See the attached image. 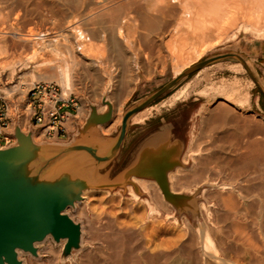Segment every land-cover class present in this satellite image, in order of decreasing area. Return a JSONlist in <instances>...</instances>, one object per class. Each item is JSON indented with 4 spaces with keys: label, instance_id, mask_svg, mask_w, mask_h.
Segmentation results:
<instances>
[{
    "label": "rangeland",
    "instance_id": "1",
    "mask_svg": "<svg viewBox=\"0 0 264 264\" xmlns=\"http://www.w3.org/2000/svg\"><path fill=\"white\" fill-rule=\"evenodd\" d=\"M112 1H118L117 3H119V1L121 2L124 0ZM112 1L8 0L5 4V11H0V21L5 19L4 12H7L9 10L12 11V15L9 20L10 29L4 35L5 39L11 40L15 37L14 35L18 36L23 34H31L32 44L36 46L34 47V49L30 47L25 50L19 51V53H21L20 58L23 59V63H18L15 61L16 63H13L10 67L3 68L0 66V98L5 102L7 106L8 116L7 126L5 127L4 131L11 138L9 143L4 146L5 148L0 151V154L15 153L16 155H20L27 148L32 149L33 153L35 154V156H26L25 158V164L33 166L30 172H20V163H17L18 166L16 168L15 182L13 184H9V186L12 185V187L15 188L13 190V188H11L10 186L9 188H11V190L8 191L9 193L11 192L12 199L0 200V203L5 205L7 208H11L17 211V214L19 215L21 221H27L28 224L32 225L34 228L39 227L45 233H47L51 228L50 221L48 220L50 216L52 218L54 217L55 219H62L65 224L67 223L69 226L68 229H64L62 236L58 235L59 237H61L60 240H53L50 237L46 242H42L37 245L36 249L38 250L40 255L39 257L41 258L40 262L36 258L32 257L28 252H26L28 251V249H31V251H33V248H30V243H21L18 247L20 248L19 251L22 253L18 251V258L20 259L19 261L24 264H49L53 261L59 263L57 257H61L62 255H64V249L66 248L65 238L68 237L70 238L71 243L75 244L74 247L79 249V251H73L72 253L73 261L75 258L73 264H81L82 260L84 261L82 252L85 251L89 252L90 254H96L98 253V247L102 248L103 245L101 246L100 244L102 240L106 239L107 236H105V234L107 235V233H109L108 231H110L108 229H117L118 226V229L122 230L126 228L124 227L126 225L131 227V225H133L132 223L135 224L136 220L139 218L149 217L150 219L152 216L153 218L155 217L158 219L160 218V220H165L166 217L168 218V215H171L170 211L167 212L165 208H162L160 206L162 204L160 203V201L163 202V200H173L171 196V189H168L169 195L164 198L163 195L159 194L158 188L156 187V180L151 174H130L127 178L124 179V181L109 185V192H85L80 193L77 198H69V200H66V192H68V190H54L52 188H49L47 185L48 180H46V178H43L42 175L43 170L52 160H41L39 151L42 148L41 145L45 141L50 142V140H45V133L40 128L36 127L35 129H33V122L30 120L28 111L26 110L28 106V92L31 87L38 82L56 84L60 86L63 91L66 90L63 86H61L60 83L56 81V77L58 76L54 75L59 74L58 72H60L61 69L58 68L62 67L63 64H65L64 62H68V64L72 63L71 56L74 54L73 56L76 57L77 55L76 59L78 61H81L83 65H74V67L73 64H71L70 67L73 70L71 71L73 72L71 73L73 86H71L70 90L68 89L64 92L66 93V95L72 94L81 101L83 107L79 110V112H81L76 119L79 120V118L83 116L85 111H88L91 108L110 111L109 107L107 106V101L110 99L111 94L96 91V89L98 88V79L97 75H95V71L98 69V67L95 65V60H97V58L95 57L98 56V48L103 46L102 41L99 42L92 40V43L93 45H95L94 47L96 48V50L94 49L93 52L94 59H91L85 54L80 53L82 52L78 49L80 48L78 47L80 45H78V43L73 40V33L76 29L79 28L82 31V28L93 27L91 26V23L93 22L95 16L92 15H95V13H99L100 11L103 12V8L105 9V12H108L109 9H112L115 4H117L116 2L113 3ZM222 1L223 3L226 1L225 4L228 3V7H226L227 5L223 4L222 8H224L225 5V8L227 10L229 9V11L231 12L234 11V17L240 19L239 21L238 19L235 20L234 18V22L237 21V26L236 24H233L235 25L234 27L233 25L230 26L231 28L227 27V33L223 32L224 36H222L219 40L215 39L216 32H214V30V35L212 30H210L212 33L211 35L208 30V37H206V33V35L203 36L204 38H199L203 41H201V43L198 39V35L199 37H202V35L195 34L194 36L195 38H197H191L190 36H192V34L189 29L188 34V30L187 28H185L186 26H174L177 25L176 23H180V21L184 19L182 13L180 12L181 14L179 16H182L183 18L180 21H175L172 29L170 28L169 31L165 33L162 46H164V43H166V40H168V38L174 35L173 32H176L175 34L178 35L179 33H182V35L180 34L179 36L180 39L177 38V41L180 40L177 43L186 41V43L188 42V46H190V44L192 46L197 44L196 51L191 52L187 49L185 51H181V57L176 63L175 68L173 66L174 64H172V58H170V56H168L166 52L163 53L167 57L160 60L161 78L165 77V82H161V86L167 84L168 81H171L173 76H175L176 79L175 82L170 85L168 91L161 94V99H163L161 104H159L153 110H147L141 116L135 117V106L138 105V103L134 102L138 99L131 98V100L127 103L122 111L119 110L114 114V121L116 122L118 133L120 126L122 125V121L126 115H128L127 121L129 118V121H137L144 118L145 116L154 114L155 112L163 114L164 112H167L166 110L172 111L173 109H175L177 104L188 103L193 99H196L192 104V108L185 114L186 118L184 120L183 127L187 135L184 139L183 147L179 150L177 149L171 165L164 168L166 182L169 185V188L175 184V179L171 180L167 178L168 173H173L176 171V169H183L184 172L180 170V173L177 174L178 177H181L185 174V172H192L194 168L199 169L201 167L199 165V162L203 160V158L205 159L211 153H219L222 150L221 147H218L217 144H215L219 139L218 137H222L224 136V134L227 135L228 133H241L245 131L247 127H264V106H262L261 104V100L264 99V82L260 81V70L254 66L264 63V20H262V18H264L262 16L264 15H262L261 13V16L259 13L262 10V7H264L260 6L264 4L260 3V6L257 4L260 8L257 5L253 6L254 8H256L257 6L256 14L258 13V15L262 17L260 18L259 16L254 14V10L250 11L252 10V6L250 4L253 5V0L250 4L246 2L248 0H243L244 2H242V4L240 3L241 0H239L240 2L238 0V2H235V0H221V4ZM255 1L259 2V0ZM100 3H102L103 5L102 7L99 6L98 8V5H100ZM236 3H239L243 7ZM247 4L251 7H249L250 10L248 9L249 11L246 9L248 7ZM104 6H106V8ZM107 6L109 8H107ZM92 7H97V9L92 10ZM225 8L224 10H226ZM121 13L125 14L126 11ZM247 14L250 16H252L253 14L257 16L252 17L256 19L258 23H254V21H252L254 19L252 18H250L251 21L248 20L246 17ZM15 15L17 16L16 19L14 18ZM86 16L87 18H91L92 16V20H87ZM86 20L87 22H89L88 25L90 26L86 24ZM89 20H91V22ZM83 23H85L86 26L83 27ZM88 29H83V32L86 34V31H88ZM64 31H66V34H63ZM186 33L187 35H185ZM183 35H185L186 37H184ZM211 36L213 38H211ZM41 38H43L44 40ZM64 43H67L68 45ZM72 45L75 46L73 47L75 50H72ZM105 49L107 52H109L107 50L108 46ZM107 52L105 53V56L107 55L106 60H103V62L105 61L104 63L106 64L101 62L102 64L100 66V77H102V81L105 77V66L107 67V69H109V65L107 64H109L108 60L111 56H109L110 53ZM228 54H234L236 58L226 57L224 59L215 60V57L217 56ZM201 55H204V57L195 64L198 69L190 74H185L184 72L186 70L183 71L182 68L185 67L189 61L195 60ZM40 56H42L41 59L39 58ZM47 57L48 60H53L49 61L52 62V64L57 65L55 66L57 68L51 67L50 65H47V67L46 65L39 66V64H37L39 60H42V58H45L47 60ZM66 57H68L69 59H67ZM186 57H189V59H185ZM252 60H254V63L252 62ZM242 62H245V66L244 64H242ZM91 63L94 65H91ZM60 64L61 66H59ZM85 66L87 67V70L85 69ZM102 66L104 67V70ZM246 67L250 68V72L254 74L253 76L255 80L248 76ZM56 70L57 74L55 72ZM100 81V84L104 83ZM150 95L151 94H144L142 96V99H145ZM124 100L125 99L121 100L120 103ZM195 107L198 108L192 114L191 111H193ZM215 108L217 110H222L214 111ZM224 109L227 110L225 111L226 113L223 111ZM213 113L216 114V117L218 119H216ZM218 113L223 114L220 115ZM207 117L208 119L215 118V120L210 119L211 123H209ZM224 119L226 120V122ZM218 120H220V122H218ZM215 122L218 123L216 124ZM213 125H215V127L218 126L219 128H215L213 127ZM237 126L240 127V129ZM117 133H114V136H116ZM260 135V133H257L255 137H258ZM163 144L167 149L171 148L169 143H161V145ZM159 146L150 151V155L148 156L150 158V162H152V165L155 164L156 154L162 148ZM214 166L215 165L212 164L206 167V171L202 175L200 181L196 180L190 182L187 185H182V189H187V191H182L190 193L198 186V188H201V190L205 188L206 196L208 197L204 198L202 196L200 197V201H203L206 204L208 203V201H212V204H215L216 199L213 197H209L210 193L222 192V194H225L228 190H222L220 186L232 182L224 180L222 175L214 174V171L212 170ZM142 180L147 182L146 185H144L145 182H143ZM250 191L251 194L245 199H242L254 201L257 206H261V210L259 208L254 210L255 212H253V216L256 215H254V213H261L260 215H264V209H262L264 208V176H257V174L253 175V179L250 184ZM160 196H162V198ZM223 197L225 198V196ZM137 201L139 202V205ZM148 201L152 204L151 207L147 206L146 203H148ZM150 209L154 212H150ZM131 210H134V213ZM174 217H177V215L175 214ZM106 219L107 221H105ZM106 222L108 226L105 224ZM181 223L182 221H179L180 225ZM196 223L197 222H193L194 227L197 226ZM81 225L83 226V228ZM89 226L91 227V229H94L95 232L94 230L92 231ZM107 227L110 228L107 229ZM136 227L138 229L139 225H136ZM136 227L134 225V228ZM147 227H149V225ZM150 227L148 228V230H152L153 227L151 225ZM88 229L90 234L88 232ZM93 237L94 239L90 241V239ZM82 239L84 240L82 241ZM103 248L105 250V244ZM7 260L10 264L16 263L15 257L13 255V250L12 257L8 258ZM79 261H81V263Z\"/></svg>",
    "mask_w": 264,
    "mask_h": 264
},
{
    "label": "bare ground",
    "instance_id": "2",
    "mask_svg": "<svg viewBox=\"0 0 264 264\" xmlns=\"http://www.w3.org/2000/svg\"><path fill=\"white\" fill-rule=\"evenodd\" d=\"M7 1L8 0H0V11L2 12L5 11L6 9L5 4L7 3ZM109 1H112V0H109ZM238 1L235 0V2H238ZM251 1L252 0H250L249 2L248 0L246 2L250 4ZM254 1L255 0H253V5L250 4L252 6V10H250L251 7L248 4H247L248 7L246 9L247 10L249 9L250 11L254 10L255 11L254 14H256L257 6L264 4V1L259 0V2L257 1L258 3ZM114 2L117 3L118 1H114ZM242 2L244 1L241 0L240 3L242 4ZM91 3H94V2H91ZM225 3L226 1L224 3L222 1V4H221V0H124L121 2L119 1V3L115 4L114 7L112 5L113 8L109 9L108 12H105L104 8H103V12L100 11L101 13L94 12L95 15H92V16H95V18L93 19V22L91 23L92 24L91 26L93 27H90L91 29L89 27H88L89 29L87 27L82 28V31L80 30V28L76 29L75 32L73 33L74 35L73 40H75L78 43V45H80L78 46L80 47L78 49L82 51L80 53L85 54L87 57L91 59L94 57V54H93L94 49L96 50V48L94 47L95 45H93L92 43V40L99 41V42L102 41L103 46L100 45L101 47L98 48V56L95 57L97 58V60H95V65L98 67V69L95 67L97 70L96 71L94 70V71H95V75H97L98 82L102 78L100 77L101 76L100 66L102 64L101 62H103V60H106L107 55L105 56V53L107 51L105 48L107 46H108L107 50L109 51L107 53H110L109 56H113L115 59H120L126 56L125 55L127 53L126 48L127 50L128 48L130 50V47H132L130 46L131 43L133 44L134 42L137 44L140 43L142 45L144 44V46L150 43L151 47L150 48L148 47L149 49L147 47L146 49L137 47L138 49L136 51V54L144 58L156 57V58H160L159 60H161L162 58L167 57L163 54L164 52H166V54L170 56V58H172L173 60L172 64H174L173 66L175 68L176 63L181 57L180 52L183 50L185 51L186 49L190 50L191 52L193 51L195 52L197 48L196 47L197 44L193 46L190 44V46H188L187 45L188 42L186 43V41L185 42L183 41L185 44L183 42L177 43L178 41H180V40L177 41V38H179L180 34L182 35V33H179L178 35V34H175L176 32L175 33L173 32L174 35L172 34L173 36L168 38V40H166V43H164V46H162L165 33L169 31L170 28L172 29L173 24H175V21L177 20L180 21L184 17V19H182L180 23H176L177 25H174V26L176 27L181 26V25H184V27L186 26L185 28H187V30L189 29L192 34V36H190L191 38H195L194 36L195 34L196 35L200 34L202 35V37L201 36L199 37L198 35V39L199 38L202 39L204 38L203 36L206 35L208 30H209L210 35L212 34L210 30H212V32L214 30V32H216L215 39L219 40L221 39L222 36H224L223 32L227 33L226 32L227 27H230L233 24H236L237 26V23H236L237 21L234 22V18L235 20L238 19L240 21L239 18L234 17L233 15L234 11L231 12L229 11V9L227 10L225 8V5H227L226 7H228V3L227 4ZM223 4H225L224 8L226 10L222 8ZM236 4H239V3H236ZM102 5L103 4L100 3V5H98V8L99 6L102 7ZM255 5H257L256 8L253 7ZM262 6L264 5H261L260 7ZM104 7L106 8V6ZM92 8H93L92 10L97 9V7H92ZM107 8L109 7L107 6ZM262 10H264V7H262ZM125 11L126 13L125 14L123 13L124 14L123 15L121 12H125ZM261 11L259 12L260 15L261 13L262 15H264V11L262 12ZM180 12L182 13L183 17L179 16L181 14ZM240 12H241V9H240ZM254 14L252 16H255ZM11 15H12L11 10L4 12L5 19L0 21V66L3 68L10 67L13 63H16V62L23 63V59L20 58L21 53H19V51L25 50L30 47L34 49V47H36L34 46V44H32L31 34H23V35H18V36L14 35L15 37L13 36L14 38H12L11 40H7L4 38V35L10 29L9 20H10ZM235 15H236V11H235ZM256 15L260 17L258 13ZM252 16L247 14L246 17L248 20L251 21L250 18L254 19ZM178 17L179 18L181 17V18L179 19ZM14 18L16 19L17 16L15 15ZM91 18L89 17L87 18V20ZM87 20H86V24L88 25L89 22H87ZM91 20L89 21L91 22ZM262 20H264V18H262ZM252 21H254V23L257 22L256 19ZM86 24L83 23L82 26L84 27L86 26ZM234 26L235 25H233V27ZM83 29H86V30L88 29V31H86V34L83 32ZM189 30H188V34H189ZM65 32L66 31H64L63 34ZM214 32H213V35H214ZM209 33H207L206 37H208ZM185 35H187V33ZM185 35L183 36L186 37ZM211 38L213 37L211 36ZM155 39L159 42V44L157 43L158 46L156 49L154 48L156 46ZM201 41L202 40H200V42ZM151 43L154 45H152ZM64 44H67V43H64ZM73 47L75 46L74 45L71 46L72 50L74 49ZM34 55H35V52H34ZM73 55L71 56L72 60L70 59L72 61L71 64H73V66L82 64L81 61H78L76 59L77 55L76 57ZM41 57L42 56H40L39 58L41 59ZM66 58L69 59L68 57ZM49 60H52V59H49ZM49 60H48V57H47V60L45 58L44 59L42 58V60H39V62L37 61L38 62L37 64H39V66L40 65L41 66L50 65L51 67L57 68L55 67L57 65L52 64V62H50ZM109 60H108V63H109ZM64 63L65 64H63L62 67H59L61 66V64L58 66L59 67L58 69H61V71L59 70L60 71L58 72L59 74L54 75V76H58L56 77V81L60 83L61 86H63L66 89L64 91H67L68 89L70 90L71 86H73L72 76H71V73H73L71 71L73 70L70 67L71 66L70 63H69L70 65L68 64V62L67 63L64 62ZM92 63H93V60H92ZM92 63L91 65H94ZM110 64H107V65H110ZM114 64H115V61H114ZM86 68L87 67L85 66V69ZM103 70H104V67H103ZM106 70L108 69L105 66V71ZM55 72L57 74V70ZM92 74H93V71H92ZM123 77L125 76L123 75ZM121 78H122V75H121ZM124 87L125 86H123L122 91H125ZM121 89H122V86H121ZM115 97L117 101L123 98L121 97V94H116ZM216 108L214 111L222 110V109L217 110ZM223 111L225 112L227 110L224 109ZM213 115H215L216 117V114L213 113ZM210 119H208L209 123H211L210 122L211 120H215V118L211 120ZM216 119L218 118L216 117ZM218 122H220V120H218ZM215 125H213V127H215ZM219 126H220V123H219ZM238 128L240 129V127ZM254 128L255 126L250 127V128L247 127V129L241 133H236V134L228 133L227 135L224 134V136L218 137L219 138L218 141L214 143L217 144L218 147H221L222 150L219 153H216V152L211 153L207 158L205 159L203 158V160L200 159L201 161L199 162V165L201 167L199 166L200 167L199 169L194 168L192 172H188V173L185 172V174L181 177H178L177 174L180 173V170L183 171V169H176L175 172L168 173L167 178L171 180L175 179V184L170 188L166 182L164 168L171 165V163L173 162L176 151H177V146H173L167 149L164 146V144L163 145L160 144L159 147H162V148L155 156V164L150 167H148L149 165L146 164L148 161L147 159L148 156L147 157L142 156L143 159L141 160L140 165L137 166V169H135L133 173L137 172L140 174H151L156 180V187L158 188L159 194L163 195L164 198L169 195L168 189H171V193H172L171 196L173 200H163V202L159 200L160 203H162L160 206L162 208H165L167 212L170 211L171 215H168V218L166 217L165 220H160V218L158 219L155 217L153 218L152 216L150 219L149 217L139 218L136 220L135 224L132 223L133 225H131V227L127 225L124 226L123 224V226L126 228L123 227L124 229L122 230L118 229V226H117V229L112 228V227H111L112 229H108L110 227H107V229L110 231H108L109 233H107V235L105 234V236L107 237L105 240H102L100 244L101 246L102 245L104 246L105 244V250L103 246L102 248L98 247V253L96 254L92 253L94 255L90 254L89 252L84 251L82 252L84 261L82 260V263L81 261L79 262L81 264H264V215H260L261 214L260 212H259L260 214L254 213V215L258 214L257 216L252 215L253 212H255L254 210L258 208L260 209L261 206L260 207L257 206V204L254 201L242 199V198L245 199L251 194L250 184L252 182L253 175L257 174V176H264V127L259 126V127H256L255 129ZM103 131L105 130L103 129ZM257 133H260L261 135L258 137H255ZM218 142L221 144H219ZM212 164L215 165L212 168V170L214 171V174L222 175L224 180H227L232 183H228V184H224L220 186L222 190H228L225 193L226 195L222 194V192L210 193L209 197L215 198L216 203L212 204V201L211 202L208 201V203L206 204L203 201H200L201 200L200 197L202 196L204 198L208 197L206 196L205 188L201 190V188H198L199 187L198 186L190 193H186V192H183L182 190L187 191V189H182L181 187L182 185L184 184L187 185L192 181H196V180L200 181L202 175L206 171V167ZM54 170H55L54 165L52 167H49V171L52 172L51 174L59 178L58 183L60 185H65L67 183V174L61 171L59 174H55ZM146 183L147 182H145V184L144 183L142 184L146 185ZM75 184L77 185L78 183L76 182ZM10 186L14 190L15 187H12V185ZM11 188H8L7 190L9 191L11 190ZM7 194L8 196L12 198L11 192ZM223 196H225V198ZM160 197L162 198V196ZM155 201H158V200H155ZM146 204L149 207L152 206V204L149 201ZM138 205H139V202H138ZM217 207L219 210L217 209ZM151 211L152 210L150 209V212ZM132 212L134 213V210ZM175 214L177 215V217H174ZM53 218L51 216L48 218V220L50 221L51 228L50 230H48L47 233L45 232L41 233L40 230H34V229L28 231V236L32 238L30 242V248H33V251H31V249H28V251L26 252H28L32 257L39 260V262L41 261L40 260L41 258L39 257L40 255H39L38 250L36 249L37 245L42 242H46L50 237L53 240H60L61 237L59 236H62L64 229L66 228L68 229L69 227L68 224L67 223L65 224V222L62 219H55V218L53 219ZM105 221H107V219ZM179 221H182L181 225L179 224ZM193 222H197L196 227H194ZM105 224L107 225V222ZM108 224H112V223H108ZM126 224H129V223H126ZM134 225L135 227L136 225H139V228L138 229L137 227L134 228ZM148 225L149 227L150 225L153 227L152 230H148L149 228L147 227ZM91 230L93 231L94 229H91ZM88 232H89V229H88ZM19 234H17L16 236L18 237ZM92 239H94V237L91 238L90 241H92ZM65 240H66V248L64 249V252H65L64 255H62L61 257L56 256L57 259L59 260V263L53 261V262H50L49 264H73V262L75 261V258L73 261L72 253L73 251H79V249L74 247L75 244L71 243L69 237L65 238ZM83 240L84 239H82V241ZM19 250L20 248L17 245L13 248V255L16 260L15 264H24L19 261L20 260L18 258ZM85 250H86V247H85ZM0 260H1V264H10L9 261L6 259L5 255H1Z\"/></svg>",
    "mask_w": 264,
    "mask_h": 264
},
{
    "label": "crops",
    "instance_id": "3",
    "mask_svg": "<svg viewBox=\"0 0 264 264\" xmlns=\"http://www.w3.org/2000/svg\"><path fill=\"white\" fill-rule=\"evenodd\" d=\"M155 42L156 46L153 47L156 49L159 42L156 39ZM141 45L140 43H131L130 46L133 48L130 46V50L126 48L125 58L115 59L111 56L109 69L104 73L105 77L102 81L104 83L100 84L97 81V92L111 94L110 99L107 101L111 113L110 111L91 108L85 111L78 120L76 119L80 114L78 110L76 115H72L69 120L65 121L64 134L49 137L45 135V140H50V142L45 141L41 145L42 148L39 153L41 160L52 161L45 167L42 175L43 178L48 180L47 185L49 188L68 190L66 200H69V198L75 199L80 193H88L89 191V193L109 192V185L121 182L130 174H140L133 172L140 165L143 157L149 156L150 151L157 148L161 142L169 143L170 147L177 146L178 150L183 147L187 135L183 127L185 114L192 108V104L196 99L188 103L177 104L175 109L172 111L166 110L167 112L163 114L155 112L137 121H129V118L123 132L121 131V125L117 133L118 128L114 121L115 112L122 111L131 98L138 99L134 102L138 103L135 106V117L141 116L147 110H153L163 101L161 94L168 91V88L176 79L173 76L171 81L161 86V82H165V77L161 78L160 60L156 57L144 58L138 56L136 54L138 48L151 47L150 43L145 46L143 44V47ZM203 57L204 55H201L199 58L189 61L182 68L183 71L186 70L184 73L190 74L197 70L198 67L195 64ZM226 57L236 58L234 54H228L217 56L215 60ZM185 59H189V57ZM242 64L245 66V62H242ZM254 66L260 70V81L264 82V63ZM246 69L248 76L255 80L250 68L246 67ZM123 86H125V91H122ZM116 94H121L122 99L125 98V100L120 103L122 100L120 99L118 102L115 99ZM144 94L151 95L142 99ZM261 104L264 106V99L261 100ZM82 107L81 104L79 109ZM197 108L195 107L191 113L193 114ZM66 112L70 113V109H67ZM36 127L33 126V129ZM114 133H117V135L114 136ZM23 152L20 155L15 153L0 154V200L11 198L7 194L9 193L7 189L9 184L15 182L17 162L20 163V172H30L33 168V166L25 164L26 156H35L33 150L27 148ZM147 159L146 164L149 165L148 167L152 166L149 157ZM53 165L55 174H59L60 171L67 174L65 185H60L58 183L59 178L49 171V167Z\"/></svg>",
    "mask_w": 264,
    "mask_h": 264
},
{
    "label": "built area",
    "instance_id": "4",
    "mask_svg": "<svg viewBox=\"0 0 264 264\" xmlns=\"http://www.w3.org/2000/svg\"><path fill=\"white\" fill-rule=\"evenodd\" d=\"M81 101L72 94L66 95L56 84L38 82L28 92V111L34 126L47 136H60L65 133V121L76 115ZM70 109V113L66 110ZM7 106L0 98V150L11 138L5 133L7 126Z\"/></svg>",
    "mask_w": 264,
    "mask_h": 264
},
{
    "label": "water",
    "instance_id": "5",
    "mask_svg": "<svg viewBox=\"0 0 264 264\" xmlns=\"http://www.w3.org/2000/svg\"><path fill=\"white\" fill-rule=\"evenodd\" d=\"M127 118L128 115H126L122 121V132L125 129ZM1 200H3V198ZM33 229L40 230L41 233L43 232L41 228H34L32 225H29L27 221H21L17 211L7 208L0 203V256L5 255L8 259L12 257V250L16 245L19 246L21 243H30L32 238L28 236V231ZM17 234H19L18 237L16 236Z\"/></svg>",
    "mask_w": 264,
    "mask_h": 264
}]
</instances>
